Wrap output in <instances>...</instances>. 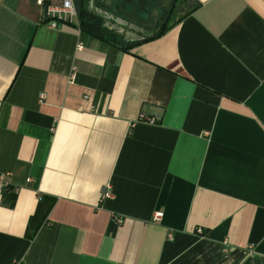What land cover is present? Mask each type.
I'll use <instances>...</instances> for the list:
<instances>
[{"label":"crops","instance_id":"1","mask_svg":"<svg viewBox=\"0 0 264 264\" xmlns=\"http://www.w3.org/2000/svg\"><path fill=\"white\" fill-rule=\"evenodd\" d=\"M37 1L0 0V264H264V0L128 51Z\"/></svg>","mask_w":264,"mask_h":264},{"label":"water","instance_id":"2","mask_svg":"<svg viewBox=\"0 0 264 264\" xmlns=\"http://www.w3.org/2000/svg\"><path fill=\"white\" fill-rule=\"evenodd\" d=\"M96 1L99 7L95 14L104 21L103 28L127 43H135L154 36L147 28L155 21L164 0ZM92 7L93 0H90L89 8Z\"/></svg>","mask_w":264,"mask_h":264},{"label":"trees","instance_id":"3","mask_svg":"<svg viewBox=\"0 0 264 264\" xmlns=\"http://www.w3.org/2000/svg\"><path fill=\"white\" fill-rule=\"evenodd\" d=\"M178 1V0H175ZM78 17V27L83 35H88L95 39H98L106 44L114 45L116 47H120L125 51L130 50L134 46L138 45L140 42L135 43H125L122 41L121 38L115 36L102 26V21L99 17L94 15L92 12L88 11L87 9H81L77 11ZM167 24H164L159 31L154 34L152 38L159 37L165 30ZM147 39L143 40L146 41ZM34 233L32 234V236Z\"/></svg>","mask_w":264,"mask_h":264},{"label":"built area","instance_id":"4","mask_svg":"<svg viewBox=\"0 0 264 264\" xmlns=\"http://www.w3.org/2000/svg\"><path fill=\"white\" fill-rule=\"evenodd\" d=\"M37 4L45 7L46 25L49 28L56 29L60 24H72L77 21V11L73 0H39ZM79 48L81 45L78 46ZM4 177L5 175L0 176V189ZM161 216V214H156L154 221L160 219ZM197 233L200 236L203 234L202 230H198Z\"/></svg>","mask_w":264,"mask_h":264},{"label":"flooded vegetation","instance_id":"5","mask_svg":"<svg viewBox=\"0 0 264 264\" xmlns=\"http://www.w3.org/2000/svg\"><path fill=\"white\" fill-rule=\"evenodd\" d=\"M181 0H164L162 2V8L159 11L155 21H153L147 28L149 32L153 34V31L160 29L164 24H168L173 21L180 14L179 9Z\"/></svg>","mask_w":264,"mask_h":264}]
</instances>
